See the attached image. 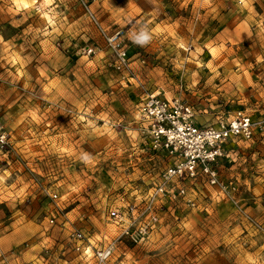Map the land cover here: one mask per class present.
Wrapping results in <instances>:
<instances>
[{
  "label": "rangeland",
  "instance_id": "1",
  "mask_svg": "<svg viewBox=\"0 0 264 264\" xmlns=\"http://www.w3.org/2000/svg\"><path fill=\"white\" fill-rule=\"evenodd\" d=\"M28 1L0 0V231L28 230L19 264H95L70 248L71 228L92 249L112 245L102 264H264V0ZM104 33L128 69L113 67ZM154 91L199 123L245 111L254 134L214 165L216 183L184 179L189 202L160 199L143 238L119 237L148 221L142 205L170 162L141 130Z\"/></svg>",
  "mask_w": 264,
  "mask_h": 264
},
{
  "label": "built area",
  "instance_id": "2",
  "mask_svg": "<svg viewBox=\"0 0 264 264\" xmlns=\"http://www.w3.org/2000/svg\"><path fill=\"white\" fill-rule=\"evenodd\" d=\"M35 9H40V0H32ZM106 45L114 53L113 67L117 70L129 68L126 50L115 36L103 34ZM87 55L93 53L88 47ZM141 130L147 136L155 150H164L170 162L160 177V181L149 191L141 208L147 219L137 220L136 227H121L120 236L141 239L148 232L149 226L157 221L155 213L156 201L167 198L171 202H189L188 191L182 183L184 179L205 175L212 184L217 182L214 165L226 157V145L236 139L249 140L254 134L253 119L242 110L222 113L214 123H199L195 119L193 108L177 98H169L161 91L147 93L139 105ZM6 142V134L0 127V143ZM55 202L57 214L63 209L56 203V193L49 194ZM128 211L137 212L136 205H130ZM108 218L116 225L124 219V214L116 208L108 212ZM50 218L49 223H54ZM64 221V220H63ZM70 248L83 258L93 257L95 264L104 263L112 253V245L106 244L92 249L89 241L79 229H70L66 236ZM46 254L50 257L47 249ZM15 250L7 253L0 251V264H14ZM52 264H61V260L53 257Z\"/></svg>",
  "mask_w": 264,
  "mask_h": 264
},
{
  "label": "crops",
  "instance_id": "3",
  "mask_svg": "<svg viewBox=\"0 0 264 264\" xmlns=\"http://www.w3.org/2000/svg\"><path fill=\"white\" fill-rule=\"evenodd\" d=\"M31 4V3H30ZM235 140L229 142L226 145L227 151L231 150L233 143ZM12 224H9L5 230L0 231V251L5 253L16 249L17 247L22 245V242L26 240L28 237V230L20 228L19 230L11 227ZM72 229V228H71ZM70 230V229H69ZM62 247H59V251ZM27 252L23 253V256L26 255ZM14 264H19V259L15 258L12 260Z\"/></svg>",
  "mask_w": 264,
  "mask_h": 264
},
{
  "label": "bare ground",
  "instance_id": "4",
  "mask_svg": "<svg viewBox=\"0 0 264 264\" xmlns=\"http://www.w3.org/2000/svg\"><path fill=\"white\" fill-rule=\"evenodd\" d=\"M21 1V0H20ZM31 2V1H30ZM30 2L28 1V0H22V5H24L23 7H25V8H29V6H30Z\"/></svg>",
  "mask_w": 264,
  "mask_h": 264
}]
</instances>
